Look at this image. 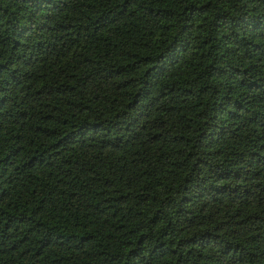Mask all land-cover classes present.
<instances>
[{"label": "trees", "instance_id": "obj_1", "mask_svg": "<svg viewBox=\"0 0 264 264\" xmlns=\"http://www.w3.org/2000/svg\"><path fill=\"white\" fill-rule=\"evenodd\" d=\"M0 264H264V0H0Z\"/></svg>", "mask_w": 264, "mask_h": 264}]
</instances>
